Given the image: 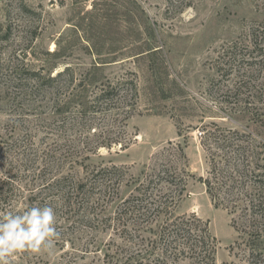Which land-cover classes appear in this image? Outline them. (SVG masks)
<instances>
[{
    "label": "rangeland",
    "instance_id": "obj_1",
    "mask_svg": "<svg viewBox=\"0 0 264 264\" xmlns=\"http://www.w3.org/2000/svg\"><path fill=\"white\" fill-rule=\"evenodd\" d=\"M262 172L264 0H0V212L59 204L55 254L15 264H164L151 239L192 216L216 264H264ZM151 179L145 205L172 220L125 223ZM75 183L87 209L64 201Z\"/></svg>",
    "mask_w": 264,
    "mask_h": 264
},
{
    "label": "trees",
    "instance_id": "obj_2",
    "mask_svg": "<svg viewBox=\"0 0 264 264\" xmlns=\"http://www.w3.org/2000/svg\"><path fill=\"white\" fill-rule=\"evenodd\" d=\"M113 169L117 168L113 167ZM64 181H66V179L58 180L52 185H62ZM147 182L148 183L142 182L135 188L138 195L128 198L123 202L124 209L120 211L119 217L121 220L125 221V223L128 224V221H132L133 216L137 217L140 221L143 220L142 217L150 209H152L151 214L157 211L159 216L165 214L166 216H169L170 221L172 220V206H174L175 203L171 202V205H169L167 202H161V204L155 208H149L145 205V203L152 197L149 195V185L152 184L153 181L151 179V181ZM254 183L255 186L251 194L249 211L251 217L254 218V221L263 226L262 228H258V226H255L254 224L253 227L255 230L253 232L260 236L264 233V172L256 175ZM86 185L87 184L85 183H75L70 189L68 197H66L64 201L67 204H70L72 202V196L74 195V199H78L79 197L82 203L86 202L81 207L87 209L89 204L88 198L91 197ZM72 191H75L76 193H73ZM154 203L155 202H153V204ZM139 220H134L135 225H140ZM177 220H173L171 223L167 222L166 225L161 227L157 237L153 240L151 239L150 244L152 248L144 258L154 257L155 253L159 252L156 256L164 264H169L170 260L181 261V257H183L184 260L189 259L199 262L200 264H216V254L219 243L216 237L212 236L208 228L205 227V224L201 222V220L195 218V216L180 218ZM203 226L205 228H203ZM250 252L253 264H263L262 260L260 261L258 259L260 255L257 253V250L252 249Z\"/></svg>",
    "mask_w": 264,
    "mask_h": 264
},
{
    "label": "clouds",
    "instance_id": "obj_3",
    "mask_svg": "<svg viewBox=\"0 0 264 264\" xmlns=\"http://www.w3.org/2000/svg\"><path fill=\"white\" fill-rule=\"evenodd\" d=\"M58 207L16 203L12 210L0 212V264H15L23 253L54 255L60 238Z\"/></svg>",
    "mask_w": 264,
    "mask_h": 264
}]
</instances>
